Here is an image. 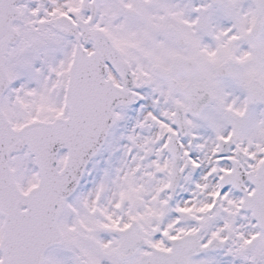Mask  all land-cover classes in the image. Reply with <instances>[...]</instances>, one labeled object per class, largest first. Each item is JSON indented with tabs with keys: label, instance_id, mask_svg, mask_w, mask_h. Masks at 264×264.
<instances>
[{
	"label": "snow or ice",
	"instance_id": "6c2138e0",
	"mask_svg": "<svg viewBox=\"0 0 264 264\" xmlns=\"http://www.w3.org/2000/svg\"><path fill=\"white\" fill-rule=\"evenodd\" d=\"M0 264H264V0H0Z\"/></svg>",
	"mask_w": 264,
	"mask_h": 264
}]
</instances>
